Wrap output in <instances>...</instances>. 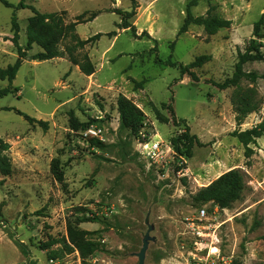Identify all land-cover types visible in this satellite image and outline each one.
<instances>
[{
	"label": "rangeland",
	"instance_id": "1",
	"mask_svg": "<svg viewBox=\"0 0 264 264\" xmlns=\"http://www.w3.org/2000/svg\"><path fill=\"white\" fill-rule=\"evenodd\" d=\"M188 1L23 0L27 6L19 8L0 2V68L17 57L13 14L23 48L33 9L73 24L58 38V56L31 59L42 50L34 44L15 78L0 79V88H19L0 97V138L9 144L4 154L11 169L0 174V264H195L188 224L200 222L202 203L193 197L230 169L243 175L242 196L230 207L208 204L200 247L215 252L212 264L222 257L230 264H264V135L246 156L232 134L264 118V78L241 83L257 108L240 124L231 101L234 87L214 86L232 75L238 51L264 13V0H197L194 16L209 14L231 24L210 35L191 24L178 36ZM132 9L129 23L137 35L147 34L135 37L119 26ZM73 33L79 39L100 36L80 46ZM85 55L90 74L80 66ZM197 55L207 56L193 68L198 80L180 77L164 63L170 57L186 65ZM244 69L264 73V62ZM119 95L143 111L139 131L173 147L184 129L172 122L171 104L200 144L180 147L179 153L173 147L166 162L150 165L136 146L139 131L119 127ZM17 111L46 120L47 128ZM73 117L89 126L73 129ZM95 140L103 146H94ZM52 164L62 171L60 181Z\"/></svg>",
	"mask_w": 264,
	"mask_h": 264
},
{
	"label": "trees",
	"instance_id": "2",
	"mask_svg": "<svg viewBox=\"0 0 264 264\" xmlns=\"http://www.w3.org/2000/svg\"><path fill=\"white\" fill-rule=\"evenodd\" d=\"M0 2L6 7L19 8L27 6L23 2V0H20L17 5H13L7 0H0ZM196 3L197 0H189L187 2L183 23H181L177 30L178 36L186 32L189 25L191 24L201 25L204 31L209 33V35L214 34L219 29L226 28L231 24V20L229 19L209 16V14L194 16L191 9L196 5ZM33 11L34 15L29 18L26 25L27 42L25 48H23L19 44V28L16 22L17 18L15 14L12 15L11 29L13 31V35L11 37V41L16 48L17 57L13 63L8 64L4 68H0L1 80H7L10 83L11 80L15 78L22 60L26 57V51L30 50L34 44L39 45L42 50L32 56L31 59L44 60L49 59L53 56H58V38L63 35L67 29L73 28V24H69L68 26L62 25L61 19L57 18L56 13L38 12L34 9ZM134 13V9L124 12L121 18L122 22H120L119 26L121 28H129L133 36L140 37L141 35L147 33L143 30L139 35L136 34L134 26L129 23L128 20L134 15ZM263 25L264 13L261 14L259 19H257L252 25V35L248 40L245 49L243 51H238L237 60L234 63V70L232 75L226 78L221 83L214 82V86H216L218 89H225L231 86L234 87L231 101L235 106V110L237 112V115L235 116L237 124H240L245 116H247L250 112L254 111L257 108V103L254 100L253 95L250 93V89L241 87V83L244 80L254 83L257 81V79L264 78V73H258L254 70L246 71L244 69V65L247 63L255 61L264 62V49H262L264 46L262 41L264 34L261 32V28ZM73 36L77 39V43L82 46L84 43L98 38L100 36V33H97L88 39H79L75 35V33H73ZM83 59L84 61L80 65L81 69L86 72V74L92 73L93 66L91 62L88 60L86 55L83 56ZM206 59V55H197L193 61L186 65H183L181 63H178L177 61L171 60V58L168 57L164 61V63L168 66L177 68L180 77L187 75L193 80H198V76L196 75L193 68L200 66L204 61H206ZM157 62L162 63V60L157 59ZM17 90H19L18 87L11 88L10 86H6L0 88V97H3L9 93H14ZM168 109L171 112L170 117L172 122L177 126L182 125L184 129V131L179 136L174 137L172 140L175 151L179 153L180 147L190 149L194 144H200V141L196 135L189 134V127L186 124L185 120L176 119V116L174 115L175 112L171 104H168ZM117 110L119 127L127 129L131 133L136 134L142 126L144 114L143 111L130 99L126 98L123 95H119L117 98ZM17 112L19 114H22L29 123H37L43 129L47 128L48 123L46 120L35 119L33 117L25 115V113H22L20 111ZM70 125L73 129H86L89 126V122H79L73 117L70 120ZM232 134L236 136L241 144L244 145L243 147L245 155L248 156L252 150L250 145L254 144L257 138L264 135V118L259 123L243 131L235 129ZM92 144L99 148L103 146L102 142L98 140H95ZM8 148L9 144L4 142V140L0 138V174L2 175L8 174V172L11 170L8 157L4 154V151H6ZM52 169L53 176L57 181H60L62 171L56 169L54 164H52ZM243 190V175L236 169H230L218 176L209 185L199 188L193 198L195 201L202 203L201 206H206V210L208 204H210V206L212 204L218 205V207L220 208L230 207L232 202L237 201L241 198ZM201 206H199V208ZM65 246L68 245L65 244ZM78 246L81 249V245Z\"/></svg>",
	"mask_w": 264,
	"mask_h": 264
},
{
	"label": "built area",
	"instance_id": "3",
	"mask_svg": "<svg viewBox=\"0 0 264 264\" xmlns=\"http://www.w3.org/2000/svg\"><path fill=\"white\" fill-rule=\"evenodd\" d=\"M92 131V130H90ZM148 135L146 132L141 129L137 134V149L145 157V160L150 165L160 166L162 163L168 160L169 154L172 155L174 152L172 144L167 143L162 140L158 135ZM207 210L206 206H201L198 209V216L196 217L200 222L190 221L188 228L192 237V249L189 251L191 259L195 264H212L213 263V254L215 252L206 251L204 252L203 248L200 247L201 238L204 236L205 225L202 222V219L206 217ZM219 264H230L228 258L222 257Z\"/></svg>",
	"mask_w": 264,
	"mask_h": 264
}]
</instances>
